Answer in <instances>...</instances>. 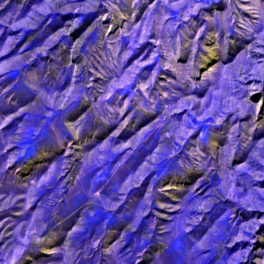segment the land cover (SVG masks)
Masks as SVG:
<instances>
[{
    "label": "rangeland",
    "instance_id": "374dc122",
    "mask_svg": "<svg viewBox=\"0 0 264 264\" xmlns=\"http://www.w3.org/2000/svg\"><path fill=\"white\" fill-rule=\"evenodd\" d=\"M0 264H264V0H0Z\"/></svg>",
    "mask_w": 264,
    "mask_h": 264
}]
</instances>
